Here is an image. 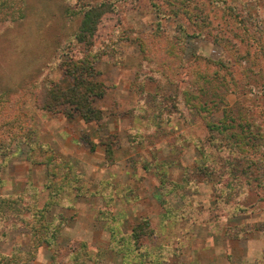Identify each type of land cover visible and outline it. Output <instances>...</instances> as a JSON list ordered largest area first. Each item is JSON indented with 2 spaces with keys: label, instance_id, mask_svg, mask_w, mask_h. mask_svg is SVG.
<instances>
[{
  "label": "rangeland",
  "instance_id": "1",
  "mask_svg": "<svg viewBox=\"0 0 264 264\" xmlns=\"http://www.w3.org/2000/svg\"><path fill=\"white\" fill-rule=\"evenodd\" d=\"M206 1L216 29L176 38L170 0H94L105 90L87 120L39 95L70 85L62 60L85 53L81 1L0 0V257L30 249L44 210L58 238L31 264H70L84 243L82 264L264 263V199L238 205L229 183L264 182V0ZM221 121L251 150L209 128Z\"/></svg>",
  "mask_w": 264,
  "mask_h": 264
},
{
  "label": "trees",
  "instance_id": "2",
  "mask_svg": "<svg viewBox=\"0 0 264 264\" xmlns=\"http://www.w3.org/2000/svg\"><path fill=\"white\" fill-rule=\"evenodd\" d=\"M81 1V6L78 9L82 13V19L81 24L79 26V31L76 35V42L80 43L82 45V49H84L85 53L82 54V57L75 58L73 56H70L64 60H62V67L65 71L66 76L71 80L68 86H63L61 83L54 81L51 78L45 79L42 81L39 95H43L47 93L48 99L46 103V107H49L52 110L59 109L61 106H65L67 104L72 105L74 109L75 115L78 113H81L85 119L87 120H96L98 119V111L92 106L93 97H102L104 94V84L102 81L98 79L99 71L97 70L95 64L96 61L100 60L103 52L99 49H94L93 44V37L96 34V31L98 29V25L101 21V17L108 11L106 6L107 4L105 2L101 3H95L94 0H79ZM208 3L206 0H201ZM220 0H211V5L213 7H217ZM205 3V4H206ZM205 4H202L201 2H195V0H170V5L173 6V18L177 22L178 26H176V33L174 37L178 38L189 35H201V31L205 30V27H212V29H216L217 25H213V18L210 16V14L207 11V7ZM160 5H158L159 7ZM67 13V8L64 9ZM199 10V11H198ZM229 12H231L229 10ZM160 16L162 14H159ZM185 16L189 19L191 23H194L197 25V30L195 29L193 33L189 32V26L185 25V23L182 21V16ZM215 19V18H214ZM220 22V21H219ZM161 21L158 20V29L161 28ZM164 30V29H163ZM168 39V38H167ZM218 42V41H217ZM171 43V44H170ZM169 46L174 47L173 41L170 40ZM112 45V44H111ZM110 45V47H111ZM171 47L167 48V51H170ZM96 51H94V50ZM180 50V49H179ZM181 57L183 58V50L181 49ZM223 61H217L215 64L219 65ZM159 68V67H158ZM220 70V69H219ZM163 72V71H162ZM216 75L212 74V76ZM199 77L202 78V80H205L204 77H210V74L207 73L205 75L199 74ZM171 79L170 77H167ZM39 96H36V99H38ZM77 113V114H76ZM69 114V113H68ZM210 122V121H209ZM223 122L222 125H209L210 129L218 130L221 129V132L224 134V136L229 140H231L230 145L227 146H235V142H240L241 144H247L248 145V151L251 150L253 147V144H249L250 142H253L254 140L250 139L252 138L247 131L237 130V128H234L236 126L230 125V122L227 123V121H221ZM228 129L229 133H224V130ZM245 131V132H244ZM219 132V133H221ZM251 132V131H250ZM260 156H264V153ZM264 165V164H263ZM244 184L241 183V181H235L232 180L229 181L230 185L234 188V184L240 188H238L239 195H242L241 200H239L238 205H244L243 201L246 200L245 198L251 197L250 194H255V196L258 199H264V182L263 184L260 182V184H256L255 182L258 180V175H247L244 179ZM249 186V187H245ZM260 186V187H259ZM58 191H61L65 188H57ZM261 189V190H260ZM261 196L259 197V193ZM1 198H0V212L5 211L4 203L1 204ZM255 203V202H254ZM7 204L10 205V202ZM41 213L39 214V217L37 223H40L39 225L33 226L31 230L33 231V237L31 238L30 242V249L25 252H20L19 250H16L13 252L11 256L8 255H2L0 257V264H31V261L35 258L36 251L44 244H47L49 246H55L56 240H57V232H58V225H53L48 221H43L45 218L44 210H40ZM35 220V219H34ZM35 228V229H34ZM142 230V227H140ZM139 232V228H138ZM141 233V232H140ZM114 234V233H113ZM136 234V233H134ZM140 235V234H138ZM115 239L116 235H114ZM123 237L120 236V239ZM88 245L83 244L81 247L76 249V247H70L69 250L71 251L72 255V262L70 264H82L83 260L79 257L82 250H87ZM54 256V264H57V261L55 260ZM57 259V258H56ZM59 264V262H58ZM264 264V263H263Z\"/></svg>",
  "mask_w": 264,
  "mask_h": 264
}]
</instances>
